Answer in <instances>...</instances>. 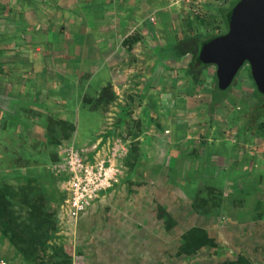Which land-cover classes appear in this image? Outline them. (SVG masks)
<instances>
[{
	"label": "rangeland",
	"instance_id": "obj_1",
	"mask_svg": "<svg viewBox=\"0 0 264 264\" xmlns=\"http://www.w3.org/2000/svg\"><path fill=\"white\" fill-rule=\"evenodd\" d=\"M235 1L174 0L173 5L186 11L179 12L185 19L183 25L192 18L202 27L194 31L205 36L226 31L225 26L220 29L216 8H229ZM144 54L151 53L142 54L134 75L127 73L112 79L119 89L112 90L109 82L97 98L86 97L81 103L79 109L110 116L104 135L92 140L93 156L88 155L86 145L62 141L60 152L46 154L49 169L34 177L37 180L24 181L22 185L0 182L2 188L20 190L10 209L16 216H27V207L15 203L24 199L21 189L30 184L34 194L39 195L41 187L49 190L53 180L61 177L64 187L52 188L58 193L54 202L47 205V200L43 201L57 227L45 256H52L50 247L62 245L72 264H219L239 256L248 259L249 264H264V180L256 175L254 187L248 186V181L252 182L248 168L252 159L246 153L252 148L251 138H256L264 160V118L258 122L261 128L257 136L245 131L244 116L254 103L248 69L238 72L226 98L211 110L213 66L201 70L194 81L187 73L191 55L172 60L160 55L157 61L165 66L155 75L154 68L148 67L154 59L144 58ZM215 94L216 99L224 95L217 91ZM107 103L110 105L105 107ZM118 114L119 118L115 117ZM75 128L70 126L65 131L74 133ZM189 137L193 145L200 138L204 146L207 139H230L237 145L236 151L228 161L225 155L209 161L205 148H190ZM192 152H197L198 160L190 173L187 161ZM68 158L92 165L103 162L110 180L103 181L105 176L100 179L106 189L93 194V201L78 220L64 217L59 221L58 213L66 197L65 183L72 177ZM204 186L213 187L214 192L206 195ZM192 188L200 192L196 199ZM162 214L173 222L168 230ZM192 227L204 229L217 247L202 248L194 256H177L181 236Z\"/></svg>",
	"mask_w": 264,
	"mask_h": 264
},
{
	"label": "crops",
	"instance_id": "obj_2",
	"mask_svg": "<svg viewBox=\"0 0 264 264\" xmlns=\"http://www.w3.org/2000/svg\"><path fill=\"white\" fill-rule=\"evenodd\" d=\"M1 2L4 3L0 5V182L3 184L22 185L24 181L37 180L34 177L49 169L46 154L60 152L65 140L86 145L88 155L93 156L92 140L104 135L110 116L79 109L82 101L86 97L97 98L109 82L112 90L119 89L112 79L127 73L134 75L144 52L151 53L144 54V58L154 59L148 67L154 68L152 74L156 75L165 66L159 64L158 58L163 55L173 59L168 50L171 45L192 32L193 36L202 35L194 31L202 28L201 24L190 16L189 23L183 25L185 19L179 14L182 9L173 5L172 0ZM229 8L224 6L216 11ZM219 25L223 29L221 21ZM70 126L76 127L74 133L65 131ZM188 139L190 148L195 145L200 150L205 148V157L213 162L222 155L228 161L237 146L230 139H207L206 147L199 143L200 138L194 145ZM255 139L251 138L252 148L246 152L248 159H252L248 165L252 182L248 181V186L253 187L256 175L264 180V160L259 140ZM192 154L195 158L190 156L187 161L190 173L198 160L197 152ZM59 187L63 188L64 183L55 179L49 190ZM16 252L0 232V261L26 264Z\"/></svg>",
	"mask_w": 264,
	"mask_h": 264
},
{
	"label": "trees",
	"instance_id": "obj_3",
	"mask_svg": "<svg viewBox=\"0 0 264 264\" xmlns=\"http://www.w3.org/2000/svg\"><path fill=\"white\" fill-rule=\"evenodd\" d=\"M238 1L239 0H236L229 9L219 10V21L223 23L225 30L227 29L230 20L231 11ZM217 36H188L176 41L168 50L173 55V59H179L188 54L192 56L190 70L187 73L190 77H193L195 81L199 72L208 66L198 60L199 51L204 43ZM248 76L251 79L249 70ZM213 81L215 83V88L212 92L211 110L216 105H221L227 96L228 90L233 85L232 84L226 90H220L217 87L215 73L213 75ZM252 85L254 103L244 116L247 119L245 131H249L251 135L256 136L258 135V130L261 128L258 122L264 118V94H260L254 84ZM216 91L224 93V95L220 96L219 99H216ZM59 179L62 178L59 177ZM193 184L197 183L194 181ZM31 187L30 184H27V186L24 187L25 189H21V191L24 190L25 193L23 201L21 199L15 201V203H20L27 207V216H16L13 213V208L10 209L11 203H14V200L12 201V199L20 194V190L16 191L9 186H5V188L0 187L1 235L8 239L9 243L16 249V253L22 256L23 261L26 262V264H72L70 256L64 252V247L62 245L50 247L52 250V256H45L48 251V243L51 240L52 235L57 231V227L56 224H54V219H52V213L46 212V204H44L43 201L47 200V205L50 202H54V196H58V193L54 189L50 191L47 188L44 190V188L41 187L42 193L38 195L34 194ZM196 189L200 192L204 190L206 195H210L214 192L213 187L210 186H204L202 190L198 187H196ZM198 191L193 188L191 189L195 199L197 198V195L200 194ZM44 195L45 197H43ZM30 197L35 199H30ZM60 198L62 200L63 195H61ZM161 217L165 220L166 229L168 230L173 224L170 216L162 214ZM181 240L182 242L177 252V256H194L202 248L217 247L216 243L208 236L207 232L199 227H192L187 230L181 236ZM219 264H249V261L245 257L239 256L235 261H224Z\"/></svg>",
	"mask_w": 264,
	"mask_h": 264
},
{
	"label": "water",
	"instance_id": "obj_4",
	"mask_svg": "<svg viewBox=\"0 0 264 264\" xmlns=\"http://www.w3.org/2000/svg\"><path fill=\"white\" fill-rule=\"evenodd\" d=\"M198 60L215 70L217 87L226 90L243 67L264 94V0H239L226 31L204 43Z\"/></svg>",
	"mask_w": 264,
	"mask_h": 264
},
{
	"label": "built area",
	"instance_id": "obj_5",
	"mask_svg": "<svg viewBox=\"0 0 264 264\" xmlns=\"http://www.w3.org/2000/svg\"><path fill=\"white\" fill-rule=\"evenodd\" d=\"M174 1V0H172ZM176 2H189V0H175ZM174 4V3H173ZM196 14V11L194 10ZM69 171H71V179L66 184L64 204L61 206L58 215L59 221L64 217L68 220H78L83 215V212L88 208L89 202L93 201L92 196L94 193L106 189V184L101 182L102 177H106L105 182L110 180L109 173L103 167V162H95L92 164H84L83 162L75 159L71 161L68 158ZM103 173V174H102ZM96 199V198H94ZM87 205V207H86ZM64 215V216H63ZM0 264H6L0 261Z\"/></svg>",
	"mask_w": 264,
	"mask_h": 264
},
{
	"label": "flooded vegetation",
	"instance_id": "obj_6",
	"mask_svg": "<svg viewBox=\"0 0 264 264\" xmlns=\"http://www.w3.org/2000/svg\"><path fill=\"white\" fill-rule=\"evenodd\" d=\"M247 69H248V67H246ZM248 73V72H247ZM248 78H249V76H248ZM250 79V78H249ZM251 80V79H250Z\"/></svg>",
	"mask_w": 264,
	"mask_h": 264
},
{
	"label": "clouds",
	"instance_id": "obj_7",
	"mask_svg": "<svg viewBox=\"0 0 264 264\" xmlns=\"http://www.w3.org/2000/svg\"><path fill=\"white\" fill-rule=\"evenodd\" d=\"M64 198V197H63ZM2 262H4V261H2ZM6 264H7V262H5Z\"/></svg>",
	"mask_w": 264,
	"mask_h": 264
}]
</instances>
